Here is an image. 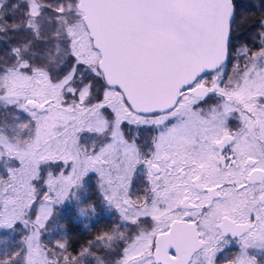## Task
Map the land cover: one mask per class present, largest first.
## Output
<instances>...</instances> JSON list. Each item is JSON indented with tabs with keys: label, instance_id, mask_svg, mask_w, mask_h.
<instances>
[{
	"label": "snow or ice",
	"instance_id": "snow-or-ice-1",
	"mask_svg": "<svg viewBox=\"0 0 264 264\" xmlns=\"http://www.w3.org/2000/svg\"><path fill=\"white\" fill-rule=\"evenodd\" d=\"M0 264H264V0H0Z\"/></svg>",
	"mask_w": 264,
	"mask_h": 264
},
{
	"label": "trees",
	"instance_id": "trees-1",
	"mask_svg": "<svg viewBox=\"0 0 264 264\" xmlns=\"http://www.w3.org/2000/svg\"><path fill=\"white\" fill-rule=\"evenodd\" d=\"M254 2L259 3V0H254ZM93 198H96L95 189L92 192ZM62 215L68 217L65 221L68 229L71 233V243L74 248H79L87 241L94 239V234H99L103 231H107L112 228V224L116 219L115 213L106 216V212L101 210L99 217L92 219L91 221H84L76 217L75 209H71L70 206H65V208L57 209Z\"/></svg>",
	"mask_w": 264,
	"mask_h": 264
},
{
	"label": "rangeland",
	"instance_id": "rangeland-1",
	"mask_svg": "<svg viewBox=\"0 0 264 264\" xmlns=\"http://www.w3.org/2000/svg\"><path fill=\"white\" fill-rule=\"evenodd\" d=\"M67 206V205H66ZM69 207V206H68ZM114 212H106V216H109L110 214H113Z\"/></svg>",
	"mask_w": 264,
	"mask_h": 264
}]
</instances>
